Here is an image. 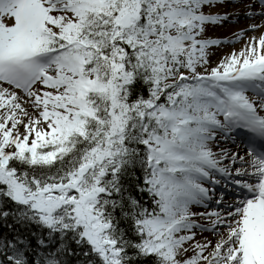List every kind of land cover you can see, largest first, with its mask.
<instances>
[{"label": "snow or ice", "instance_id": "obj_1", "mask_svg": "<svg viewBox=\"0 0 264 264\" xmlns=\"http://www.w3.org/2000/svg\"><path fill=\"white\" fill-rule=\"evenodd\" d=\"M0 264H264V0H0Z\"/></svg>", "mask_w": 264, "mask_h": 264}, {"label": "rangeland", "instance_id": "obj_2", "mask_svg": "<svg viewBox=\"0 0 264 264\" xmlns=\"http://www.w3.org/2000/svg\"><path fill=\"white\" fill-rule=\"evenodd\" d=\"M234 28L235 27L233 26V24H230V25L226 26L225 28H218V29H216L215 30V34L216 35H220V36H229L230 37L232 35V33L234 31H236V30H234ZM239 43L240 42H237L234 45H229L227 50H230L232 47L239 48L240 47Z\"/></svg>", "mask_w": 264, "mask_h": 264}, {"label": "bare ground", "instance_id": "obj_3", "mask_svg": "<svg viewBox=\"0 0 264 264\" xmlns=\"http://www.w3.org/2000/svg\"><path fill=\"white\" fill-rule=\"evenodd\" d=\"M235 7L236 8H241V10L243 11L242 6L236 5ZM228 10L231 11V10H233V8L230 7ZM248 23H249L248 20H246L243 17H241V20H240L239 24H233V26L235 27L234 30H238L239 28L245 27ZM257 23H259V20H257ZM249 35H252V33L249 32ZM239 45L241 46V43H239Z\"/></svg>", "mask_w": 264, "mask_h": 264}]
</instances>
